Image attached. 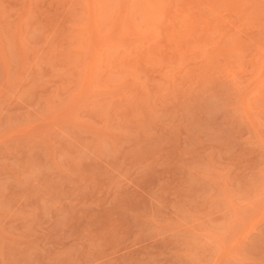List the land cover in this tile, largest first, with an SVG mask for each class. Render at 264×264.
Wrapping results in <instances>:
<instances>
[{
  "label": "rangeland",
  "instance_id": "1",
  "mask_svg": "<svg viewBox=\"0 0 264 264\" xmlns=\"http://www.w3.org/2000/svg\"><path fill=\"white\" fill-rule=\"evenodd\" d=\"M263 222L264 0H0L17 258L185 264Z\"/></svg>",
  "mask_w": 264,
  "mask_h": 264
},
{
  "label": "crops",
  "instance_id": "2",
  "mask_svg": "<svg viewBox=\"0 0 264 264\" xmlns=\"http://www.w3.org/2000/svg\"><path fill=\"white\" fill-rule=\"evenodd\" d=\"M9 222L14 223L12 216ZM24 233L26 232L22 230L21 235ZM14 234H17L16 231L11 229L3 234V228L0 229V264H34L33 257L25 258L24 261L17 258L18 251L12 250L19 245L18 238L12 237ZM246 234L247 232H241L233 244L224 243L212 247V252L206 250L203 242L195 247H187L185 264H264V222ZM24 243L21 242V245L25 246L26 242ZM21 253L28 255L27 246L21 249Z\"/></svg>",
  "mask_w": 264,
  "mask_h": 264
}]
</instances>
